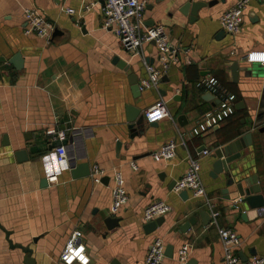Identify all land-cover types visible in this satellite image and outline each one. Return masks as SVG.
<instances>
[{
	"label": "crops",
	"instance_id": "obj_1",
	"mask_svg": "<svg viewBox=\"0 0 264 264\" xmlns=\"http://www.w3.org/2000/svg\"><path fill=\"white\" fill-rule=\"evenodd\" d=\"M198 1L204 4L191 19L192 3ZM236 1L148 0L145 22L167 27L172 54L160 88H144L136 97L130 74L146 76L145 61L158 63V47L151 41L138 54L127 50L103 26V0H0V264H28L22 246L32 249L33 264H65L61 255L76 229L83 231L88 264H142L157 236L174 245V256H166L163 264H225L218 226L201 214L209 210L204 199L190 189L185 195L186 189L174 188L190 154L200 158L202 180L220 211L219 224L243 239L240 257L264 256V206L252 208L236 188L237 182L248 186L257 174L264 194V62L246 59L253 50L264 51V0H250L240 30L230 33L220 16ZM26 8L41 10L59 33L49 41L26 34ZM18 52L21 68L11 62ZM117 55L131 65L129 70L114 61ZM211 76L236 95L237 109L218 126L191 135L197 120L218 104L210 90L197 85ZM162 98L171 115L148 122L146 109ZM130 104L142 110L143 118L128 120ZM85 126L94 135L80 141L86 155L77 162H89L91 174L75 177L69 167L58 182L43 183L42 156L62 142L56 134L64 130L69 140L71 128ZM180 130L186 132V143L176 156L154 158L152 152L162 144L180 139ZM238 130L251 132L252 143L229 163L228 173L215 174L216 149L238 138ZM22 149L27 155H18ZM96 164L106 171L101 182L94 179ZM117 169L126 178L129 201L114 214ZM156 200H165L171 209L147 233L144 210ZM107 210L121 218L112 229L102 216ZM194 217L196 222L183 231ZM184 245L189 253L182 261Z\"/></svg>",
	"mask_w": 264,
	"mask_h": 264
},
{
	"label": "built area",
	"instance_id": "obj_2",
	"mask_svg": "<svg viewBox=\"0 0 264 264\" xmlns=\"http://www.w3.org/2000/svg\"><path fill=\"white\" fill-rule=\"evenodd\" d=\"M148 0H103L102 15L103 26L113 31L121 40L123 46L133 54L140 53L146 42L154 41L159 50L158 63L145 61L147 75L140 79L141 88L159 89L163 81V76L170 67L172 54V43L170 34L164 24L147 25L145 22V10ZM250 0H237L234 5L225 10L220 16L222 26L230 33L240 30L243 22L247 4ZM69 13H75L73 7L65 8ZM26 27L28 35H36L49 41L56 28V24L51 21L41 10L37 8H26ZM249 61L264 62V51L253 50L246 55ZM198 86L217 93L218 104L205 112L197 120V123L188 131L191 135H198L202 132L218 126L224 120L233 115L237 109L236 95L227 91L218 78L204 77L197 83ZM171 115L170 107L165 99L155 101L146 109L145 117L148 122L158 121ZM94 135L92 127H73L70 129V139L67 140V132L59 131L56 137L62 141L49 152L42 156V161L46 170V178L49 183L59 181L61 174L66 168L71 167L73 160H79L86 155L81 149L80 141L85 136ZM180 139H170L152 152V156L157 159H172L176 156L178 147L185 145L186 132L179 131ZM209 149H204L203 153H209ZM105 169L98 164L93 167V175L96 182L102 181ZM174 188L177 191L187 189L193 194L202 197L209 207L211 214V224L218 226V231L223 244L225 264H264V256L253 255L243 260L238 249L243 243L242 237L236 230L219 224L220 211L216 208V203L209 196L206 186L201 177L200 158L189 155V165L183 176L176 180ZM111 212L119 213L128 203L129 194L126 187L124 173L117 169L113 172ZM171 205L165 200L151 202L144 210L143 218L151 221L158 216L167 213ZM166 242L157 236L149 247L146 258L142 264H163ZM180 258L185 261L188 257L189 246L184 245L180 249ZM61 259L65 264H88L90 256L87 246L83 241V231L76 229L68 239L62 252Z\"/></svg>",
	"mask_w": 264,
	"mask_h": 264
},
{
	"label": "water",
	"instance_id": "obj_3",
	"mask_svg": "<svg viewBox=\"0 0 264 264\" xmlns=\"http://www.w3.org/2000/svg\"><path fill=\"white\" fill-rule=\"evenodd\" d=\"M204 4V2L198 1L195 3H192L191 8V19H194L197 16V12L199 7ZM188 6V5H187ZM186 6V7H187ZM60 29L58 27L55 28L53 36H55L57 33H59ZM114 61L121 67L125 68L126 70H129L131 65L125 60L122 59L120 56H115ZM11 62L14 63L18 68H21L23 65V57L22 53L18 52L13 56L11 59ZM235 68V67H234ZM236 72V70L234 69ZM164 80H166V75L163 76ZM130 82L132 84V90L136 97L140 96L142 94V88L140 85V79L138 74L135 72H132L130 74ZM209 95H211V98L216 99V102H219V98H216V96L210 91ZM205 96V95H204ZM208 96V95H207ZM239 106V105H237ZM141 109L135 107L134 105L130 104L127 105V117L129 121H137L138 118L141 115ZM143 118V116L141 115ZM180 116L179 119H181ZM240 136L238 138H235L234 140L227 142L226 144L220 146L218 149H216L215 154L218 157L217 160L214 162V171L215 174L220 172H229L230 171V165L232 161L235 159H238L242 155V150L246 147H248L252 143V133H247L244 135H241V131L238 130ZM18 155H27V150L22 149L18 151ZM71 170L72 174L75 177L84 176V175H90L91 174V168L90 164L87 161L77 162L76 160L72 161L71 164ZM104 179V178H103ZM230 183L233 182V180H229ZM176 182V181H175ZM43 183H48L47 178H44ZM175 185V184H174ZM236 188L239 191L240 195H242L241 200L243 202H247L252 208H261L264 206V194L262 193V187L259 183L257 174L253 175L251 178L248 179V186H244L242 182L236 183ZM185 195H188V190H184L182 192ZM204 212L208 215V220L206 221L204 219ZM201 214L203 216V220L205 222H210L211 220V214L210 210H202ZM104 221L108 228L112 229L115 226H118L120 224L121 218L116 215H111L109 211L107 210L105 214H102ZM164 221V216H158L157 218L147 222L144 224L145 231L147 233L152 232L155 230L160 224H162ZM196 222V218H191L184 226H182V230L186 231L188 228H190L194 223ZM24 250L27 252L26 262L28 264H33L34 260L32 259V249L28 247H24ZM165 255L167 257H173L174 256V245L173 244H167L165 249ZM30 259V260H29ZM194 261L191 260V262L188 264H192Z\"/></svg>",
	"mask_w": 264,
	"mask_h": 264
}]
</instances>
